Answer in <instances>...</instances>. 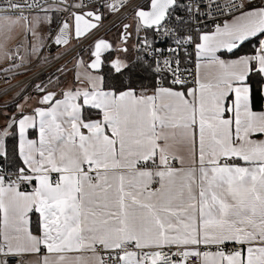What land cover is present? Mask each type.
Returning a JSON list of instances; mask_svg holds the SVG:
<instances>
[{
	"label": "snow or ice",
	"instance_id": "obj_1",
	"mask_svg": "<svg viewBox=\"0 0 264 264\" xmlns=\"http://www.w3.org/2000/svg\"><path fill=\"white\" fill-rule=\"evenodd\" d=\"M108 15L118 45L0 113V264H264V0H0V50L23 66L39 24L67 48Z\"/></svg>",
	"mask_w": 264,
	"mask_h": 264
},
{
	"label": "built area",
	"instance_id": "obj_2",
	"mask_svg": "<svg viewBox=\"0 0 264 264\" xmlns=\"http://www.w3.org/2000/svg\"><path fill=\"white\" fill-rule=\"evenodd\" d=\"M133 2L138 3L140 2V0H133ZM204 2L208 3V0H204ZM219 2L223 4L224 0H219ZM208 11L209 18L204 21L201 25L204 28L208 27L209 29H213L214 23H220L223 20L227 19L226 16L221 15L219 13L218 9H209ZM127 14L128 13H125V15ZM63 15L64 14H60L59 19L63 18ZM121 19L122 18L119 15H108L103 21V26L96 30V34L92 37V39L84 38L82 40H79L68 50H65L66 48L64 46H56L51 42V40L48 39V41L43 47V51L41 52L39 59L42 60V58L44 59L45 57H56V59H53L43 68L32 73L29 76L16 79L14 76H12V72H0V107L15 101L21 94L25 93V91L32 85L33 82H36L41 76L46 74L49 70L55 68L62 61L68 58L70 59L72 56L76 55L80 50L87 48L93 42V40L98 39L100 36L105 34L113 26L119 23ZM74 41L75 40H72L67 47L71 46ZM62 51L64 52L62 53ZM14 95H17L16 98L8 100Z\"/></svg>",
	"mask_w": 264,
	"mask_h": 264
},
{
	"label": "rangeland",
	"instance_id": "obj_3",
	"mask_svg": "<svg viewBox=\"0 0 264 264\" xmlns=\"http://www.w3.org/2000/svg\"><path fill=\"white\" fill-rule=\"evenodd\" d=\"M127 22H131V21H127ZM121 27H122V25H121V21H120L119 23H117L115 26H113L109 31H107L105 34H103L99 38H103V39L109 40V41L113 42L114 45H118L119 44V36H120ZM52 30H53V24L50 25L47 21L39 24L37 26L38 35H37V38L34 41V43L37 44V45H40V37L42 36L44 38V44H45V42H46V40L48 38V34ZM2 39H3V35L0 34V40H2ZM20 39H23V37L20 36L19 39L12 40V41L8 42L7 49H15L17 44L20 42ZM77 41L78 40H75L73 42V44L71 46L67 47L65 50H68L69 48H71L73 45H75L77 43ZM89 46L86 48L87 50L84 51L83 53H81L80 55H82L84 57V55L88 54ZM3 51L4 50H0V72H10L11 70H14V69H22V68H26V67H34L33 71H35V70L40 69L41 67H44L48 63V60H47V62H44V59L42 61H41V59H39V54H40L39 47L37 49L38 56L37 55H33L31 57V62L30 63L27 62V54L24 53V50L22 49L21 50V54L25 55L26 59H25V62L23 64V66H20L21 62H20L19 58H17V67H12L11 59L6 58L3 55ZM63 52L64 51H62V53ZM133 55H134V53H133ZM75 57H76V55L72 56L70 59L68 58V59L62 61L55 68H53V70L51 69L52 71L49 74L51 76V82H49V81L46 82V84L44 86L47 87L49 90H54L56 92H59L61 89L65 88V86L67 84H72L73 83V77H74V72L72 70L76 66L75 65ZM87 60L88 59H85V61H87ZM34 64H36V66H34ZM58 68H64L65 72L64 73L57 72ZM53 73H55V75H53ZM18 74H16V75L20 76V77L22 75H24V74H22V75L21 74L18 75ZM57 77H60V81H61L59 83V86H57ZM16 96L17 95H14V96L10 97L8 100L16 98ZM32 96H34V95L26 94L23 97V99H21V101L19 102L18 105L25 104L28 101L32 100V98H33ZM35 96H36L35 99H38L39 96H40V93L39 94H35ZM5 114L9 115V114H13V113H10V112L7 111ZM16 114H17V112L15 113V115Z\"/></svg>",
	"mask_w": 264,
	"mask_h": 264
},
{
	"label": "crops",
	"instance_id": "obj_4",
	"mask_svg": "<svg viewBox=\"0 0 264 264\" xmlns=\"http://www.w3.org/2000/svg\"><path fill=\"white\" fill-rule=\"evenodd\" d=\"M206 31H211L212 29H205ZM48 41V38H47V40H46V42ZM46 42H45V44H46ZM44 44V45H45ZM44 47V46H43ZM40 54H41V52H40ZM40 54H39V58H40ZM77 55V54H76ZM227 59V58H226ZM42 60H43V58H42ZM41 60V61H42ZM49 63V62H48ZM47 63V64H48ZM34 66H36V64H34ZM41 68H43V67H41ZM40 68V69H41ZM33 69H34V67H26V68H22V69H14V70H11L10 72H12V76H14L15 78H17V79H19V78H22V77H25V76H29V75H31L32 73H34V72H36V71H38V70H40V69H38V70H35V71H33ZM53 70V69H52ZM52 70H50L48 73H46V74H44L43 76H41L36 82H35V87H36V85L37 84H40V85H42V86H44L45 84H46V82H48L49 81V78H51V76L49 75L50 73H51V71ZM19 73V74H18ZM16 74H18V75H22V74H24V75H22L21 77L20 76H17ZM70 85H72V84H67L65 87H67V86H70ZM51 91H54V90H51ZM37 94H39V93H37ZM22 95V94H21ZM20 95V96H21ZM19 96V97H20ZM37 96V95H36ZM35 94H34V96H32L33 98H32V100H30V101H28L27 103H25V104H21V105H23V107H24V110L26 111V112H28V113H31L32 112V110L34 109V108H36V107H43L44 105H41L40 104V102H39V98L38 99H35ZM18 97V98H19ZM17 108V107H16ZM17 114H19V112H18V110H17ZM31 131H34L35 132V136L34 137H31V138H36L37 137V133H36V131L35 130H30V132ZM30 134V133H29ZM29 191H31V190H29ZM71 255H78V254H76V253H73V254H71Z\"/></svg>",
	"mask_w": 264,
	"mask_h": 264
},
{
	"label": "trees",
	"instance_id": "obj_5",
	"mask_svg": "<svg viewBox=\"0 0 264 264\" xmlns=\"http://www.w3.org/2000/svg\"><path fill=\"white\" fill-rule=\"evenodd\" d=\"M59 17H60V14H56V20L59 21ZM57 27V24L56 23H53V30H55V28ZM205 29H208V27H205ZM87 49L84 48L82 50H80L78 53L81 54L83 53L84 51H86ZM245 51H248V49H245ZM77 53V54H78ZM48 58V62L52 61L53 60V57H47ZM225 58H228V57H225ZM84 59H88V54L84 55ZM39 93L38 89L35 87V82L32 83V85L25 91V93H23L19 98H17L15 101L7 104V105H4V106H1L0 107V113H3L5 116H7L5 113L8 111L10 113H13L15 114L17 112V105L19 104V102L21 101V99H23V97L28 94V95H34V94H37ZM16 115H19V114H16ZM3 122V119L0 118V123ZM35 132L34 131H31L30 132V136L31 137H34L35 135ZM27 187V186H25ZM27 190H31V188H27ZM35 219L36 217L33 216V227H35Z\"/></svg>",
	"mask_w": 264,
	"mask_h": 264
}]
</instances>
